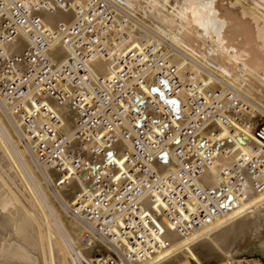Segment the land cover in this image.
I'll use <instances>...</instances> for the list:
<instances>
[{"label": "built area", "instance_id": "built-area-1", "mask_svg": "<svg viewBox=\"0 0 264 264\" xmlns=\"http://www.w3.org/2000/svg\"><path fill=\"white\" fill-rule=\"evenodd\" d=\"M79 1L54 0L72 10L74 18L50 28L38 14L48 5L44 0H0V96L10 113L20 115L21 131L38 164L57 168L58 181H88L87 190L75 197L74 213L104 237H124L127 257L144 259L168 244L154 218L165 217L182 233L202 227L242 196L244 171L261 173L264 160L242 154L222 171L225 182L219 189L203 185L200 175L213 164L218 145L203 135L204 128L211 122L227 124L228 111L246 104L231 92L191 85L178 112L175 97L183 89L177 66L168 61L164 45L153 40L115 54L107 76L95 74L91 59L109 57L117 48L119 37L112 40L111 35L119 26L115 4ZM21 36L27 46L11 54ZM57 42L67 52L58 65L50 55ZM48 98L67 100L75 111L72 135L62 130ZM253 133L264 142V122ZM73 140L82 152L73 149ZM122 144L127 146L120 158L123 167L113 159L115 146ZM252 186L260 189L262 182L254 179ZM231 190L237 193L234 199ZM147 201L152 214L145 209ZM250 260L239 256L227 264H264Z\"/></svg>", "mask_w": 264, "mask_h": 264}, {"label": "bare ground", "instance_id": "bare-ground-1", "mask_svg": "<svg viewBox=\"0 0 264 264\" xmlns=\"http://www.w3.org/2000/svg\"><path fill=\"white\" fill-rule=\"evenodd\" d=\"M44 1L48 5L38 14L46 26L55 28L58 22L74 18L72 10L55 5L54 0ZM107 1L115 4L119 26L111 35L119 41L111 56L91 59L95 74L107 76L115 54L153 40L164 45L168 61L177 66L183 89L175 97L178 112L191 85L231 92L246 104L240 111H228L227 124L211 122L204 128L203 135L218 140V145L213 164L200 175L202 184L219 189L225 182L222 171L233 167L242 154L264 160V142L253 133L264 118V0ZM26 46L21 36L9 51L20 53ZM50 55L58 65L67 52L57 42ZM46 102L57 108L62 130L72 135L76 114L68 101L48 98ZM115 147L113 159L122 166L120 158L127 146ZM73 149L82 152L76 140ZM244 177L242 196L223 215L188 233L174 229L165 217L154 218L168 244L144 259L127 257L129 244L124 237H104L74 213L75 197L87 190L88 181H58L57 168L38 164L21 131L20 115L10 113L0 96V264H106L109 260L114 264H227L246 252L264 258V169L259 174L244 171ZM254 179L262 182L260 189L252 186ZM230 193V199L237 197L233 190ZM151 207L147 201L145 209L150 212ZM248 235L257 237L241 242ZM81 238L86 240L83 247Z\"/></svg>", "mask_w": 264, "mask_h": 264}, {"label": "rangeland", "instance_id": "rangeland-1", "mask_svg": "<svg viewBox=\"0 0 264 264\" xmlns=\"http://www.w3.org/2000/svg\"><path fill=\"white\" fill-rule=\"evenodd\" d=\"M264 119V118H263ZM263 119H261L259 122H264V120ZM14 128V130L16 131V129H15V127H13ZM86 234V233H85ZM84 234V235H85ZM87 235V234H86ZM253 236H254V238H253ZM253 236H251V235H248V236H245V237H242L240 240H241V242H244V240L246 239H256V237L257 236H255V235H253ZM83 240V241H82ZM245 240V241H246ZM81 241V242H80ZM82 243L83 244H86V240H84V239H80L79 240V244H80V246L81 247H83L82 246ZM248 252H246V253H244V254H242V255H240V256H244V257H246V258H250L251 260H250V262H254V263H258V262H264V258L262 257V255L260 254V253H258V252H255V253H248ZM252 254V255H251ZM205 264H212V263H205ZM213 264H216V263H213ZM218 264V263H217Z\"/></svg>", "mask_w": 264, "mask_h": 264}, {"label": "snow or ice", "instance_id": "snow-or-ice-1", "mask_svg": "<svg viewBox=\"0 0 264 264\" xmlns=\"http://www.w3.org/2000/svg\"><path fill=\"white\" fill-rule=\"evenodd\" d=\"M257 131L259 132V129ZM261 138H264V134H262ZM193 264H195V261H193Z\"/></svg>", "mask_w": 264, "mask_h": 264}]
</instances>
